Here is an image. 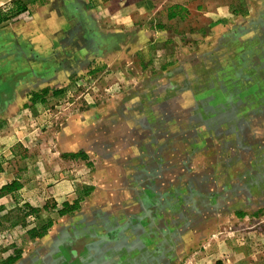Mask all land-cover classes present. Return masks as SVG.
Listing matches in <instances>:
<instances>
[{"label":"crops","instance_id":"0c3cea01","mask_svg":"<svg viewBox=\"0 0 264 264\" xmlns=\"http://www.w3.org/2000/svg\"><path fill=\"white\" fill-rule=\"evenodd\" d=\"M231 2L0 0L3 15L25 4L0 24V133L13 131L11 123L20 117L43 116L69 91L75 73L89 69L98 76L97 86L115 89L69 117L56 140L27 145L19 137L25 132L21 125L14 130L17 143L0 139V189L13 180L20 184L0 193V216L20 210L26 200L39 212L52 213L45 234L27 236L12 264H154L167 257L183 264L198 246L200 261L264 264V257L255 262L244 242L227 232L217 237L223 234L219 224L242 210L234 201H241L243 192L232 186L222 191L216 183L215 169L228 157L211 149L233 141L228 125L185 123L192 88L216 83L206 69L225 40L219 43L215 36L240 41L237 51L245 52L248 69L259 61L250 60L252 52L264 49L258 38L246 43L256 34L245 28L249 19ZM205 16L209 21L203 24ZM187 84L194 86L187 91ZM254 115L263 119L257 109ZM223 130L221 139L215 131ZM252 132L245 130L246 141ZM45 148L47 156L40 155ZM245 162L254 163L248 155ZM11 163L17 172L9 171ZM76 165L81 170L74 173ZM260 196L245 189V211L260 210ZM122 225V235L112 238L110 231ZM16 227L25 225L2 226ZM79 231L82 238L76 237ZM62 244L70 251L60 252ZM16 251L2 252L0 264Z\"/></svg>","mask_w":264,"mask_h":264},{"label":"rangeland","instance_id":"374dc122","mask_svg":"<svg viewBox=\"0 0 264 264\" xmlns=\"http://www.w3.org/2000/svg\"><path fill=\"white\" fill-rule=\"evenodd\" d=\"M14 7L15 8L10 11H15L17 6ZM231 8L237 9L236 11L239 12V14L242 13L243 17L249 19V24H247L245 28L251 26L253 28L252 32L256 34L252 37L251 41H249L248 37L246 43L250 44V42L255 41L256 38L263 43L264 36L260 37L259 35L264 31V0H243L242 3L232 0ZM10 11L8 10L7 12ZM201 11H204V9H201ZM7 12L4 11V13ZM12 19H14V17L10 20ZM208 21L209 18L207 16L202 19L203 24ZM224 26H226V28L228 27L226 22ZM257 30L259 31V35H257ZM221 38L225 40L223 43L225 47L221 48L219 45L220 49H218L217 52L211 53L210 58L212 59V63L206 69V75H211L216 83H214L212 87L208 82L198 84L196 89L192 88L194 86L193 84L185 85L187 91L189 88H192L188 94L190 96H187L185 100V109L187 111L185 123L191 125L200 124V122H202L204 125L207 124L211 126V129L222 124L228 125L229 131H227V138H232L233 141L222 144L218 149H211L215 155L224 156L227 154L228 157V163L223 161L219 163L215 169L216 178L218 177L216 183L220 186L222 191H224L226 187L232 186L235 192H243L241 201L237 202L236 197L234 201L235 209L240 208L242 210L237 211L239 214H233V220L221 222L219 224L218 229L222 231L223 234H217V237L221 235L225 236L227 232L229 238L232 237L239 242H244L245 249L251 251V255L255 257L253 260L255 262H260L264 257V170H262L264 166L262 162V159H264V96L261 94L264 86V49L259 52H252V59L250 60L259 61H255L254 65L248 69L245 68V57L243 58V56H241L245 55V52L239 53V51H237L238 47L236 42L240 41H232L234 37L231 36V39H228L227 35L221 36V34L215 36L214 40H218L219 43H222ZM245 74L249 76H245ZM248 77L250 82L245 83ZM97 78V75L93 77L89 69L79 72L78 74L75 73L72 83L68 86V89L70 88L69 91L65 96L62 94L56 101L54 100L51 102L53 104H49L50 106L45 110L43 116H27L25 119L20 117L19 120L12 122L17 126L11 123V130L13 131L9 133L5 130L3 133H0V139L5 141L9 140V142L16 141L15 143H17L18 134L14 130L21 125L23 126L22 130L25 132L20 134L19 137H21V139H23L22 141L27 145H32L41 139L48 141L53 139L56 140V132L63 127L69 117L75 113L83 112L90 106L103 102L105 100L104 96L114 93L115 89L112 85H108L107 87L98 85V87L95 84ZM64 87L65 86H63L62 89ZM170 89L172 90V87H170ZM256 109L259 113L263 114V119L260 117V120H258L255 117L254 113ZM246 129L254 131L252 132V138L248 141L245 139ZM215 133L218 134V137L221 139H224V135L227 134L225 130L222 132L215 131ZM0 143L2 144V142ZM39 151L40 155L47 156L49 153L48 148H45L43 151L39 149ZM247 155L250 161L254 163L247 164L245 162ZM226 164L227 167H225ZM37 169L39 170L38 167ZM31 170L32 172L34 171L33 166H31ZM80 170L81 168H78L76 165L74 173ZM9 171L17 172L16 164L11 163ZM248 175L249 178L245 180V177H248ZM31 179H33V174H31ZM31 183L33 184V180ZM245 189L260 193L261 196L258 197V203L259 206H261L260 210L256 212L245 211ZM26 198H28V196H26ZM28 203L29 202L26 200L21 206L25 208V205ZM28 205L29 207L26 208V210L35 208V206L30 203ZM12 210H10V212L12 211L15 215L17 211H14V209ZM36 215L39 216L37 218L38 220L35 218ZM51 216L52 213L50 211H38L27 217V224L24 228L16 227L7 229L0 227V239L1 241L3 240V242H0V246L3 247V249L0 248V254L2 252L5 254L6 250L12 251V254L13 251L17 249L18 251H16V253L21 252L23 247H26V237L30 236L28 234V229L34 227L35 222L40 226L46 224ZM226 216L223 214L222 218L224 219ZM11 221L12 220L5 221L3 225L10 224ZM2 235H5V238ZM38 238L41 237H35V239ZM106 238V241H110L111 239L109 237ZM33 245L34 243L30 244V246ZM61 246L63 247L61 248ZM61 246H58L60 252L64 253V251L69 250L64 244ZM201 252L200 246L196 247L195 253L187 257L185 261H183V264L214 263L213 260L200 261L202 257H200L198 253Z\"/></svg>","mask_w":264,"mask_h":264},{"label":"trees","instance_id":"16d2710c","mask_svg":"<svg viewBox=\"0 0 264 264\" xmlns=\"http://www.w3.org/2000/svg\"><path fill=\"white\" fill-rule=\"evenodd\" d=\"M17 1H20V0H15V2L17 3ZM24 10V5H18L17 8H16V12L15 11H11L9 12L8 15H3V13L0 11V24L2 22H4L5 20H7L8 18H11L13 15H17V13L21 12ZM13 13V14H11ZM15 13V14H14ZM20 186V184L18 183V181L16 180H13L12 182L10 183H7L5 184L1 189H0V193H11L13 192L14 190L18 189ZM29 205H25V208H21L19 210V208L15 211L16 214L14 215L12 213V211H8L7 213H3L1 216H0V227L3 226L4 222L5 221H9V220H12L11 221V225H17L19 223H22L24 225H26L27 223V217L30 215V214H33V213H36L38 212V210L36 208H29L28 210H26V208H28ZM48 207V206H47ZM68 208H65L63 209V211H66ZM3 210V207L0 205V212ZM13 214V215H12ZM19 214V215H18ZM50 224L49 223H46L42 226H34V227H31L30 229H28V234L31 236V237H41L45 234V232L48 230ZM20 253L21 252H17L16 255H9V257L2 261V264H12L13 262H15L19 256H20Z\"/></svg>","mask_w":264,"mask_h":264},{"label":"water","instance_id":"95a60500","mask_svg":"<svg viewBox=\"0 0 264 264\" xmlns=\"http://www.w3.org/2000/svg\"><path fill=\"white\" fill-rule=\"evenodd\" d=\"M124 229H125V225H122V226L117 227L116 229L111 230L110 233L112 234V237L115 238V237H117V235L119 233L122 235L121 232H123ZM82 236H83V233L82 232L79 231V232L76 233V237L77 238H82ZM114 249L115 248H113L112 251H114Z\"/></svg>","mask_w":264,"mask_h":264},{"label":"flooded vegetation","instance_id":"af4514ba","mask_svg":"<svg viewBox=\"0 0 264 264\" xmlns=\"http://www.w3.org/2000/svg\"><path fill=\"white\" fill-rule=\"evenodd\" d=\"M172 262V258L171 257H167L166 259L161 261V258L154 260V264H171Z\"/></svg>","mask_w":264,"mask_h":264}]
</instances>
